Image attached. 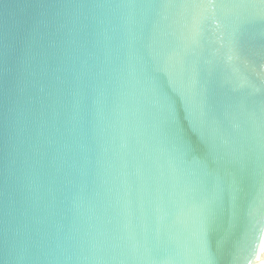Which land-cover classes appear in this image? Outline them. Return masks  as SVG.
I'll use <instances>...</instances> for the list:
<instances>
[{
	"label": "water",
	"instance_id": "95a60500",
	"mask_svg": "<svg viewBox=\"0 0 264 264\" xmlns=\"http://www.w3.org/2000/svg\"><path fill=\"white\" fill-rule=\"evenodd\" d=\"M264 0H0V264H258Z\"/></svg>",
	"mask_w": 264,
	"mask_h": 264
},
{
	"label": "bare ground",
	"instance_id": "6f19581e",
	"mask_svg": "<svg viewBox=\"0 0 264 264\" xmlns=\"http://www.w3.org/2000/svg\"><path fill=\"white\" fill-rule=\"evenodd\" d=\"M258 264H264V238L261 245L260 253H259V262Z\"/></svg>",
	"mask_w": 264,
	"mask_h": 264
}]
</instances>
